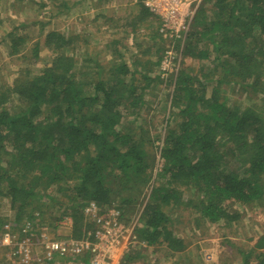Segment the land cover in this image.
<instances>
[{"label": "trees", "instance_id": "trees-1", "mask_svg": "<svg viewBox=\"0 0 264 264\" xmlns=\"http://www.w3.org/2000/svg\"><path fill=\"white\" fill-rule=\"evenodd\" d=\"M203 3L185 37L199 43L192 47L211 46L214 65L208 73L185 71L176 78L159 147L161 181L141 205L137 197L156 180L154 159L143 148L147 139L130 126L135 120L124 122L123 110L140 113L145 91L160 84L161 74L153 77L148 64L133 71L122 63L104 76L85 79L71 53L76 37L48 33L52 64L34 77L17 79L13 87L0 88V204L8 200L14 213L13 220L0 216V232L6 223L19 229L35 213L43 218L53 206H66L73 237L80 238L90 228L83 215L89 202L116 206L128 219L138 205V239L174 253L186 247L184 237L171 228L173 212L165 210L172 201L175 206L183 202L176 185L195 188L197 200L184 202L210 224L239 218L229 212L230 202H264V94L258 104L245 107L223 93L233 84L232 96L243 86H264V0ZM207 5L213 7L210 14ZM23 38L9 35L11 55L18 54ZM200 52L208 58V51ZM38 53L35 48V58ZM148 53L157 56L159 65V47ZM52 186L60 198L48 194ZM65 216L47 224L56 229ZM256 247L242 253L245 264H264V237ZM88 259L84 254L74 261L89 264ZM133 259L128 252L120 264ZM64 260L57 257L52 264Z\"/></svg>", "mask_w": 264, "mask_h": 264}, {"label": "rangeland", "instance_id": "rangeland-1", "mask_svg": "<svg viewBox=\"0 0 264 264\" xmlns=\"http://www.w3.org/2000/svg\"><path fill=\"white\" fill-rule=\"evenodd\" d=\"M145 2L146 0H0V88L13 87L17 79L34 77L52 64L53 53L46 46V36L52 31L76 37L71 53L77 62L76 71L85 79L95 77L97 73L104 76L113 66L122 63H126L133 71L141 70L142 64H148L153 77L161 74L160 84L151 85L145 91L146 105L140 113L131 109L123 110L124 122L131 124L135 120L130 126L134 127L138 137L147 139L143 142V148L154 159L151 173L156 180L137 197L140 205L150 193L151 187L158 186V181H161L159 173L164 159L160 156L159 147L167 129L170 97L176 78L185 71L189 74L210 72L216 57L211 46L202 44L192 47L190 43H199L185 37L184 33L177 36L162 32L164 19L152 13ZM203 5V0H185L182 10L188 13L194 12L196 8L193 19ZM212 8V5H207V13L210 14ZM9 35L26 39L18 45L19 52L16 55L10 54ZM156 46L162 55L159 65L155 64L157 56L148 53L149 49ZM35 48L39 50L36 58ZM201 49L209 52L208 58L201 54ZM137 78H141L140 74H137ZM216 80L211 81L210 86L215 85ZM262 80L264 84V74ZM234 88V84L229 85L223 93L232 98L230 101L235 100L245 107L258 104L264 94V90L262 94H257V91L264 88L259 84L250 88L243 86L232 96ZM176 186L182 193L180 197L183 202L175 206L172 201L165 210L173 212L171 228L184 237L185 249L173 253L165 245H135L129 251L134 259L128 264H245L242 253L256 249L258 241L264 237V202L261 205L230 202L229 212L239 218L234 222L210 224L201 219L196 208L184 202L190 197L197 200L194 197L195 188L190 190ZM47 190L54 197L62 196L55 186ZM119 202V198L114 199L115 204H120ZM9 207L8 200L4 199L0 204L2 219H14V213ZM134 207L135 211H132L130 219H126L127 224L140 221L142 208L138 205ZM46 213L48 215L43 218L38 216L40 224L54 223L62 215L65 216L67 210L66 206H53ZM65 218L70 217L67 215ZM64 220H61L56 229H52L57 238L73 236V228ZM228 239L230 244L227 243ZM4 262L3 253L0 252V264Z\"/></svg>", "mask_w": 264, "mask_h": 264}, {"label": "built area", "instance_id": "built-area-1", "mask_svg": "<svg viewBox=\"0 0 264 264\" xmlns=\"http://www.w3.org/2000/svg\"><path fill=\"white\" fill-rule=\"evenodd\" d=\"M183 1L146 0L145 4L152 13L164 19L162 32L178 36L188 32L196 11L195 8L194 12L185 13ZM38 214L34 219H25L19 229L10 223L3 225L0 252L3 253L4 264H52L57 257L65 259V264H82L74 258L84 254L89 256V264H120L133 246L147 247L137 237L139 223L127 224L128 217L118 207L101 206L96 202L85 205L84 219L92 229L84 230L80 238H57L48 224L37 221ZM64 219L72 228L71 218Z\"/></svg>", "mask_w": 264, "mask_h": 264}, {"label": "crops", "instance_id": "crops-1", "mask_svg": "<svg viewBox=\"0 0 264 264\" xmlns=\"http://www.w3.org/2000/svg\"><path fill=\"white\" fill-rule=\"evenodd\" d=\"M109 1H112V0H109Z\"/></svg>", "mask_w": 264, "mask_h": 264}]
</instances>
